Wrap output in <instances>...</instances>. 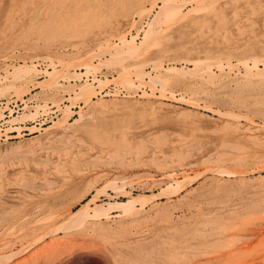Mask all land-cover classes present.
<instances>
[{
	"label": "rangeland",
	"instance_id": "rangeland-1",
	"mask_svg": "<svg viewBox=\"0 0 264 264\" xmlns=\"http://www.w3.org/2000/svg\"><path fill=\"white\" fill-rule=\"evenodd\" d=\"M12 1L0 0V87L3 88L0 102L6 104L0 103V119L8 104H17L19 111L0 121V217L6 216L5 221H0V235L6 229L13 234H8L11 237L9 244L0 241V254L19 250L23 242L28 244L43 230L47 232L57 223L59 225L67 213L88 201L90 217L81 225L68 230L58 229L37 243L35 241L36 244L30 243L32 245L18 253L9 264H264L262 213L244 215L237 224L229 220L243 215L247 203L264 208V121L255 117L254 124L242 117L220 116L207 109L204 106L207 100L202 98L197 99L198 106L172 99L168 97L167 85L162 83H156L152 92L149 84L139 85L133 74L136 62L148 63L156 56L166 60L170 54L178 55L185 46L189 48L191 42L211 35L221 38L228 33L230 38L231 34H237L239 27L244 32L241 37L248 39L252 35L250 19L255 20L253 27L256 30L264 32V0H203V10H197L195 18L208 17L211 30L207 27L199 30L187 14L168 27L164 25L154 30L149 37L144 36L145 30L149 28L148 23L155 22L159 8L152 10L151 16L144 13L138 17L133 14L134 10L126 9L128 4L135 5L138 0H102L97 9L105 12L106 24L87 28L86 34L72 33L65 37L68 42L64 44L60 41L41 43L44 38H53L46 32L55 28L45 14L52 10L70 11L72 5L59 6L52 3L55 0L31 2L19 8L18 12H24L26 16L20 26L23 31L15 32L10 30V21L6 18ZM152 1L155 0H139L137 5L147 9ZM156 1L161 5L160 0ZM173 3V8L184 4L183 8L179 7L183 13L195 5L187 0H173ZM18 5L14 4L15 7ZM206 6L209 8L205 9ZM35 7L41 9L40 20L29 28L28 17L37 12ZM212 8L214 13H208ZM236 8L241 10L237 9V16H234L232 12ZM215 12L225 14L228 21L216 24ZM215 25L218 32L214 31ZM73 29L78 31L79 27ZM37 32L41 42L36 46L28 43ZM130 32L138 34L137 42L143 41L136 53H129L123 61L116 63L96 64L99 53L102 58L109 59L111 44H119L122 34L129 39ZM104 50L108 52L104 53ZM40 55L49 56L55 63L60 59L70 62L89 58L97 66L88 71L84 65L70 68L81 72V77L72 78L66 86L68 89L46 82L40 85L38 83L47 78V71H51L48 62L40 60ZM235 60V57L230 58L231 62ZM222 62L225 63V59ZM125 67L129 80L136 86L134 89L128 90V85L120 82V72ZM144 68L151 70L150 66ZM212 69L216 71V67ZM229 70L226 67L224 71ZM106 79L110 81L98 87V81ZM144 80L148 81L147 77ZM84 81L95 86L96 92L87 104L71 98ZM57 83L61 85L67 81L58 78ZM162 88L168 96H160ZM233 102L239 111L237 103ZM65 105L72 112L66 118L70 126L59 128L54 121L62 115ZM51 106L58 112L55 117L50 116L53 113ZM80 111L83 118L79 122L76 119ZM83 124L100 136L113 134L118 139L126 135L125 144L99 148L96 140L86 137ZM225 127L231 129L224 130ZM85 139L87 142L82 143ZM237 141L249 150L246 159L252 151L261 152L262 157L257 158L256 164L215 160L221 151H237L235 147H223V142ZM17 143L19 145H15ZM115 149L120 153H113ZM176 149L189 154L182 160L173 153ZM71 160L79 162L78 165L72 166ZM217 165L248 173L223 175L214 180L215 175L205 168ZM196 173L201 175L195 176ZM187 175L191 180L186 187L175 194H159L166 186H174L175 180L185 181ZM110 183H117L118 187L111 188ZM100 186L102 191L98 198L90 201ZM139 194L147 197L142 199L143 204L136 202L128 210L117 207L102 214L93 213L94 203L126 202L131 195ZM17 230H23L22 235L16 234ZM188 237L194 239L190 244H187ZM168 254H175V259L169 258ZM120 255H124V261L119 259Z\"/></svg>",
	"mask_w": 264,
	"mask_h": 264
},
{
	"label": "bare ground",
	"instance_id": "bare-ground-1",
	"mask_svg": "<svg viewBox=\"0 0 264 264\" xmlns=\"http://www.w3.org/2000/svg\"><path fill=\"white\" fill-rule=\"evenodd\" d=\"M35 1H37V0H14V1H12V3H10V7L8 8L9 13L6 16V18L9 19V21H10L8 24V25H10V28H11L10 30L15 31V32L23 31V29H21L20 26L23 24L22 19L26 16V14L24 12L19 13L18 10H19V8H22L31 2L34 3ZM43 1H44V3H48V0H43ZM117 1H115L113 3H116ZM121 1L124 2V0H121ZM129 1L130 0H128L127 2H129ZM192 1L195 2L194 3L195 5H193L189 9H187L186 12L184 11V13L182 11L183 9L181 10V8H183L184 4H180L181 6H179V7H181V8H179V7L173 8L172 7L174 4L173 0H160L161 5L157 4L156 0L152 1L150 3V7L147 9L143 8V7H139L137 5L139 3V0H138L137 4H135V5H129L128 4L126 9L129 12L134 10L133 14H137L138 17H142V15L144 13H146V15H147V14L151 13L152 10H154L156 7L159 8V10L157 12L158 14H156L155 22L152 21V23H150V24L148 23L149 28H147V30H145V34H144L145 37H147V36L149 37L150 35H153L154 30H158L161 27H165L164 25H166V27H168L170 24L175 22V20L179 19L180 17H185L187 14H188L189 18H191V21L194 22L195 25L199 26V30H201V29L205 30L204 28H206V27L208 28V30H211L210 19L208 17L197 16L195 18V13L198 12L197 10H203L202 7H204V6L201 4L203 0H187V2H192ZM182 2L184 3L185 1H182ZM209 2H214V0H210ZM52 3H54V4L57 3L59 6L60 5L66 6L68 4H70L72 6L70 8V11L52 10V11L47 12L45 14L46 18L50 19V21H53V23L55 24L54 29L46 32L47 35H49L53 38H49V37L44 38L41 42V39L39 38L40 33L37 32L36 33L37 35L35 37L29 38L28 43L36 46L40 42L45 43L47 41H55V42L60 41L61 44H64V43L68 42V40H66L65 37H68L72 33L76 32L79 34H86L85 31L87 28H90L93 26L94 27H101L104 24V22L106 24L107 19H106L105 12L101 9H97V6H99V4L102 3V0H55ZM14 4H19L18 5L19 7H15ZM256 5H258V4H256ZM165 8H167V9H165ZM207 8H209V7L206 6L205 9H207ZM243 8H246V7H243ZM34 9L37 12H35L31 17H28V19L30 20V23L27 26L29 28H30V26H32L33 24H35L36 22H38L40 20L39 13H40L41 9H39L38 7L37 8L35 7ZM237 9L238 8L234 9L232 12L234 16H237L236 15ZM239 10H241V9H238V11ZM214 11L215 10L212 8L211 12L208 11V13L212 14V13H214ZM11 12H13V13L11 14ZM17 12L19 15H17ZM15 17H17L18 19H15ZM250 20L253 22L252 28H250V30H249V32L252 35L249 34L250 36L248 37V39L241 37L244 32H243V29L239 28V27H238L237 34L236 35L231 34L230 36H232V37H230V38L228 37V35H229L228 33H226L221 38L218 36L215 37V36L211 35L207 39H203V40L201 39V41H195L194 43L196 45L193 42H191L190 44L187 43L188 45H190L189 48H188V46L187 47L185 46L181 50L178 49L179 50L178 55H174V54L169 55L168 54L169 55L168 58L166 57L167 56L166 55L165 56L167 58L166 60L161 59L162 57L159 58L158 56H156L150 62L148 61V63L142 62L139 64L136 62L137 64L135 63L136 66L134 68L135 73H133V74L136 75L137 79L139 80V85L142 84L144 86V84H149L151 86L152 92L155 91V90H153V88L156 86L155 85L156 83H162V84L167 85L170 95L169 96L166 95V92H164V90H163L164 88H162L161 92H160V96H168L172 99L180 100V101L183 100L186 102H190L195 106L199 105L197 99L202 98V99H204V101L207 100V101H205L206 104L204 106L207 109L212 110L213 113H217L220 116H226V118L228 116V117H230V119L242 117V118L246 119L247 121L254 123V124H255V117H257L261 121H264V32H260L259 29H258L259 31L256 30L253 27L255 24V22H254L255 20H253V19H250ZM214 21L216 22V24L217 23L225 24L228 21V19H227V16L225 14L215 12ZM132 23H133V25L135 24L134 21H132ZM140 25H141V23H140ZM76 26L79 27L78 31L73 29V27H76ZM162 29H165V28H162ZM138 31H139V29H138ZM214 31L215 32L219 31L217 28V25H215ZM215 32H213V33H215ZM22 33H24V32H22ZM231 33H233V32L231 31ZM129 34H130L129 39H127V37H125V34H122L119 37V40H120L119 44H117V43L111 44V47L109 48V50L112 51V53L111 52L109 53V54H111V55H109L110 56L109 59L102 58V56H101L102 54L99 53L98 54V60L99 61H97L98 63H96V64H99V65L104 64L105 65V63L107 64V62H110V61L113 63H116L117 61H123L129 53H136L139 49V46L141 44L143 45V41L142 40L140 42L136 41V38L138 36L137 33H135L136 35L135 34L133 35L131 32ZM94 36H96V35H94ZM55 38H60V39L57 40ZM151 38L152 37H150L149 39H151ZM153 38H154V36H153ZM143 40H146V39L144 38ZM147 40H148V38H147ZM199 40H200V38H199ZM169 41H170V39H169ZM156 42H158V41H156ZM89 47H90V45H89ZM60 48H62V47H60ZM107 50H104L103 52L105 53V51H107ZM196 52H198V53L196 54ZM33 57H37V55L33 56ZM40 57H41L40 60L47 61L48 65L51 66V71H47V73H46L47 78L41 82L38 81L39 82L38 84H40V85L43 82L44 83L46 82V83L54 85V86H58V87L60 86V88L66 87L67 85L70 84L69 82L72 78H74V79L78 78L79 79L81 77V72L78 73L75 70L71 71L70 68H73L75 66L84 65V67H86V70L88 71V70H92V69L96 68V66H97L95 63H94L95 65H94L92 63V60L88 58L87 60H84V61L77 59L76 61H70V62L67 60H66L67 61L66 62V61H64V59L63 60L60 59V60L56 61V63L61 66L60 67L54 62L55 60L50 58L49 56H47V55L41 56L40 55ZM232 57L236 58V60H235L236 62L230 61V58H232ZM36 59H38V58H36ZM222 59H225V63L222 62ZM35 61H37V60H35ZM28 63H29V61H28ZM22 64H19V66ZM189 65H191V67ZM145 66H150L151 70L147 71L146 70L147 68L146 69L144 68ZM213 66L216 67V71H214L212 69ZM18 67H17V69H19ZM58 67H60V68H58ZM226 67L230 68V70L224 71ZM201 69H205V70H201ZM231 69H234V70L231 71ZM152 72L154 73V75H152L153 74ZM120 73H121V76L119 79L121 81L120 80L119 81L126 83L128 85V88L126 86V88L128 90L131 88L134 89L136 86L134 87L133 82L129 80L128 70L126 69V67L124 69H122ZM6 74H8V72ZM146 77H147L148 81L144 80ZM58 78H62L63 80H66L67 83L66 84L63 83V84L59 85V83H57ZM107 80H109V79H106L103 81L99 80L98 81V87H101V85H103V83ZM104 84H106V82ZM78 88H79L78 91L77 92L75 91L74 97H71L72 99H74V101L81 99V100H83V102L85 104H87L90 101L91 95L96 94L95 86H93L92 84H90L86 81H84L83 83H80L78 85ZM175 88H177L179 90L178 91L179 94L175 93L176 92ZM2 92H3V88L0 87V93L2 94ZM199 92H201L203 95H201ZM200 96H202V97H200ZM52 97L57 98V97L53 96V94H52ZM233 101H235L237 103V105H238L237 107L239 108V111H236V109L234 108L235 103ZM214 104H216L217 106H214ZM44 107H45V105H44ZM58 107H60V106H58ZM64 107L65 108H62V111H61L62 115L60 117H57V120L54 121V125L59 126V128L63 127V126L64 127L70 126L67 123L66 118H68V115L71 114L72 112L69 109V107H67L66 105ZM241 107H243L244 110H242ZM186 112L191 113L192 111L187 110ZM24 117H25V115H24ZM82 118H83L82 117V111H80V115H79L78 119H76V120L79 121ZM76 120L73 122H76ZM79 122H77V123H79ZM70 123H72V122H70ZM226 123H228V121H226ZM112 124L114 125V123H112ZM84 127H85V133L87 134L86 137L96 140L97 144L99 145V148L103 147V145L106 146L109 144L113 145L116 148V147H120L121 145L125 144L126 135H122L118 139H115L113 134H111L110 137L100 136V134L97 133L94 129H92L88 126H85V125H84ZM232 128H234V127H232ZM229 129H231V128H229V127L224 128V130H229ZM86 139L83 140L82 143H86L87 142ZM88 143H90V141ZM15 145H19V143L15 144ZM221 145L223 147H235L237 149V151L236 152H225V151L219 152V154H217L215 157V160L217 162H220V161L221 162L222 161L223 162H230V163L231 162L232 163L233 162L234 163L241 162L243 164H247V165L249 164L250 165L251 162L253 164H256L257 158L262 157L261 152L252 151L251 155L249 154L250 157L246 159V157H247L246 153H249V150H247V148L244 145H240L238 143V141H237V143L223 142ZM12 146H14V144ZM241 146H243V147H241ZM252 148H254V147H252ZM5 149H4V151H5ZM188 149L189 148H187V150ZM22 150L23 149H21V151ZM11 151H13V150H11ZM123 152H126V151H123ZM113 153L118 154L120 152L118 149H115V151H113ZM173 153L176 154L178 156V158L181 157L180 159H182V160L187 157V156H185V154L186 155L189 154V152H186V153L183 152L182 153V151H179V149H176ZM161 159L162 158H160V160ZM53 161H55V160H53ZM49 162H50V160H49ZM61 162L63 163V161H61ZM70 162H71L72 166H74V165L77 166L79 163V162L74 161V160H71ZM68 163H69V161H68ZM160 165L165 166L167 164H160ZM207 170L211 171L212 175H215V177H213L214 180H217V178L220 179L223 175L243 176L247 172L244 170H237L235 168H229V167L225 168L221 165L211 167L210 169L205 168V171H207ZM203 172L204 171H202V174H203ZM199 174L200 173H196L195 176H198ZM184 176H186V175H184ZM190 180H191V178L188 175L185 178V181L183 180V182H178L175 180L174 186L172 184L168 185V187L165 185L166 188H164L162 191L159 190L161 192L159 194H163V195L175 194L181 188H183L188 182H190ZM109 185L113 186L111 188H114V189L116 187H118L117 183H110ZM101 186L98 187V189L96 190L95 194H93L90 201H94L95 199L98 198L99 193L102 191L101 189H99V188H102ZM106 186H107V184H106ZM183 197H185V196H183ZM144 198H147V197H145L144 194H139L137 196L131 195L130 198L126 202H107L106 204L105 203H100V204L94 203L95 207L92 210H93L94 215H98V214L105 213L108 209H112V208L119 207V208L127 209V208L131 207L132 205H134L136 202H140L143 204L142 199H144ZM226 199H227V197H226ZM247 204L248 205H247L246 212L243 215H239V216L234 217L235 220L229 219L232 221L233 224H237L240 221L241 217L244 215L252 216V215H257L258 213H262L261 216H264V208L263 207H258V206H255L254 204H251V203L250 204L247 203ZM88 205H89V201L82 204L77 210H75L71 213H67V215L63 218V220H61L59 225H57L58 224L57 223L55 225V227L49 228L47 230V232H45L46 230H43L44 232H42V234H38L37 238H35L34 240H32L29 243L27 242L28 244L25 243V245H24V242H23V244L21 246L22 248L20 247L19 250L16 249V251H11L8 254H0V262H3V264H7V263L9 264V261H11V259L14 258L18 253L24 252L25 249L27 250L29 245H32L30 243L34 242L33 244H36L38 240L43 239L42 237H44L45 235L53 234L58 229L68 230V229L73 228L74 226L81 225L85 221V219H87V217L89 216ZM5 217H0V221L1 222L5 221V219H4ZM36 218H38V217H36ZM42 219H45V218H42ZM38 220H39V218H38ZM35 222H37V221H35ZM32 224H34V223H32ZM26 227H28V226H26ZM256 228H258V227H256ZM261 230H263V229H261ZM10 233L12 234V231L6 229L4 234L0 235V241L1 242H7L9 244L11 242L10 241L11 237H9L8 234H10ZM22 233H23V230H17V232H16V234H19V235H22ZM256 235H258V233ZM12 236H13V234H12ZM192 240H194L192 237L191 238L188 237L187 244H190L189 242H192ZM35 241H36V243H35ZM13 242L14 241H12V243ZM117 255H119V254H117ZM175 257H176L175 254H172V256L169 255V258H171L172 260L175 259ZM184 257L186 259L189 258L187 255H184ZM119 259L124 261L125 260L124 255H120Z\"/></svg>",
	"mask_w": 264,
	"mask_h": 264
},
{
	"label": "built area",
	"instance_id": "built-area-1",
	"mask_svg": "<svg viewBox=\"0 0 264 264\" xmlns=\"http://www.w3.org/2000/svg\"><path fill=\"white\" fill-rule=\"evenodd\" d=\"M0 103H1V102H0ZM1 105L4 106V105H6V104L1 103ZM8 107H9L10 109H12V112H11V113H10V109H9ZM8 107L3 109V117L0 119V121L4 120V118H7V117H9L10 115H12V114L14 113V111H17V112L19 111V107H18L17 104H12V103H11V104H8ZM15 109H17V110H15ZM20 109H21V108H20ZM51 110H52L53 113H51L50 116H51V117H55V116L57 115V113H58V112L56 111V108L51 106ZM17 112H16V113H17ZM6 113H7V114H6Z\"/></svg>",
	"mask_w": 264,
	"mask_h": 264
}]
</instances>
